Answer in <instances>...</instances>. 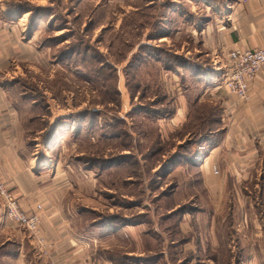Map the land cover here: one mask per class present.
<instances>
[{
    "label": "rangeland",
    "instance_id": "374dc122",
    "mask_svg": "<svg viewBox=\"0 0 264 264\" xmlns=\"http://www.w3.org/2000/svg\"><path fill=\"white\" fill-rule=\"evenodd\" d=\"M73 2L79 3L76 11L61 0L56 15L57 22L70 21L71 43L61 37L52 41L50 30L39 46L42 52L11 73L15 90L38 107L26 115L35 162L51 177L58 176L53 181L62 180L67 222L87 242L82 246L93 252L92 263L236 264L238 242L226 234L231 210L245 246L244 264L251 263L254 251L262 253L260 241L245 238L248 232L261 233L253 208H247L251 196L238 189L235 199L232 192V198L226 194L223 199L219 178L202 181L190 160L170 164L175 154L192 148L187 141H197V132L212 131L216 103L200 99L207 86L193 71L175 80L173 68L167 69L155 54L184 57L176 54L184 47L182 53L197 62L194 48L200 37L188 25L194 26L197 15L203 21L193 9L211 16L209 0ZM176 5L189 11L187 17L178 11L170 15ZM74 41L81 54L61 58ZM215 58L228 67L224 57ZM227 74L221 77L224 86ZM180 97L191 113L178 127L164 119L173 116ZM0 204V247L29 250L26 264H51L48 248L8 222L1 199ZM11 257H0V264H13Z\"/></svg>",
    "mask_w": 264,
    "mask_h": 264
},
{
    "label": "crops",
    "instance_id": "0c3cea01",
    "mask_svg": "<svg viewBox=\"0 0 264 264\" xmlns=\"http://www.w3.org/2000/svg\"><path fill=\"white\" fill-rule=\"evenodd\" d=\"M57 1L59 3L56 4ZM63 1L66 5L71 2L72 10L76 11L79 3H74L75 0ZM83 1L87 0H79L81 3ZM169 1L173 3L186 0ZM60 2L61 0H0L5 22L0 29V169L4 179L20 199L22 208L27 212H38L41 215V229L45 242L39 246L48 248L46 257L50 263L93 264V252L85 248V245L82 246L87 242L78 239L67 222L68 218L64 211L65 191L63 185L59 184L62 180L53 181L52 178L58 176L51 177L49 171L37 165L38 161L35 162L37 153L32 152L29 146L26 131L28 128L26 122L29 121L26 115L31 111L36 112L38 107H33L32 102L26 100L21 91L15 90L12 83L11 72H16L23 63L32 62L38 52H42L39 51V46L46 32L52 30L50 31L54 32L52 38L61 37L62 42L71 43L70 21H67L64 27L57 22L56 15L60 13L58 7ZM178 6H175L174 11L170 10V15L178 11L179 15L187 17L189 11L180 10ZM207 7L212 9L211 16H204L193 9L192 13L202 15L203 21L199 20L197 15L194 26L188 27L191 30L198 29L200 41L197 44L198 48L194 50L200 55L197 62L203 66L201 69L208 70L206 76L198 78L207 86L200 99L218 104L220 116L217 118L218 123L211 126L212 131L206 137L201 136L192 145L191 158L198 164L195 169L202 173V181L205 178L207 181H211L213 177L219 178V191L223 199L226 194L232 198V193L235 199L238 189L242 190L243 194L251 196V203L247 208L250 211L251 207L253 208V213L259 220L261 233L257 235L248 232L245 238L260 241L262 253L259 255L254 251V254L250 255L249 264H264V202L260 201V198L264 197V70L250 85V100H239L223 85L221 77L225 71L228 72L229 65L227 67L225 62L221 63L215 58L218 54L228 62V55L232 50L264 45V0H209ZM70 13L69 19L73 15ZM35 22L38 23L36 27ZM59 44L56 46L59 47ZM186 50L190 52L189 47ZM183 51L184 47L176 54L183 55L189 62L183 65L180 71L172 69L175 80L184 77L186 72L193 71L188 67L191 61L189 54L182 53ZM191 75L194 76L192 73ZM183 96L186 98V95ZM182 101L180 97V105L173 116L164 121L169 120L173 126L179 127L188 120L191 106L188 102ZM54 121H51V127L55 128ZM56 125L60 126L57 123ZM183 167L185 166L178 169ZM216 169L219 173L215 172ZM38 204L43 206L40 210L37 209ZM215 207L216 204L213 203V215L216 212ZM2 217L4 218V209L0 204V220ZM228 217L229 230L226 234L238 242L236 246L237 255L240 257L239 264H244L245 246L241 243V236L234 226L235 214L232 210ZM28 252L29 250L25 252L13 250L11 255L13 264H26L25 260H30ZM40 257L44 256L39 255ZM1 261L6 263V259Z\"/></svg>",
    "mask_w": 264,
    "mask_h": 264
},
{
    "label": "built area",
    "instance_id": "2783aa9c",
    "mask_svg": "<svg viewBox=\"0 0 264 264\" xmlns=\"http://www.w3.org/2000/svg\"><path fill=\"white\" fill-rule=\"evenodd\" d=\"M0 9V29L4 25ZM229 69L225 78L228 91L239 100H250V85L264 70V45L244 50H232L228 55ZM218 172V169L215 170ZM0 199L6 207L7 221L27 230L38 244L45 242L41 229V215L38 212H27L22 208L20 199L15 195L2 175L0 169ZM41 204L37 209H41Z\"/></svg>",
    "mask_w": 264,
    "mask_h": 264
},
{
    "label": "trees",
    "instance_id": "16d2710c",
    "mask_svg": "<svg viewBox=\"0 0 264 264\" xmlns=\"http://www.w3.org/2000/svg\"><path fill=\"white\" fill-rule=\"evenodd\" d=\"M37 24L38 23L35 22L34 27H36ZM64 25H65V22H63V23L61 22L60 26H63L64 27ZM51 39H52V41H56L55 38H51ZM68 46H69V49H66L63 52L61 58H65L68 55L73 56V57H77V55L81 54V49L80 48L77 49L78 48V45H77V42L76 41H74V43H72V44H70ZM80 46H81V44H80ZM85 53H86V51H85ZM167 56H168V58H167ZM155 58L163 61L164 62V66L167 67V69H171V68L177 69L179 67L181 68L183 65H186L189 62V60L187 58H185V57L170 56V55L165 54L163 52H161V53L159 52V53L155 54ZM188 67L193 70L192 74H194V77L197 78V79L199 77L206 76V74L208 72L207 69H203V70L201 69V68H203V66H201V64H198V62H195V61H192V60L190 61V65ZM207 105L210 107L209 104H207ZM213 108H215V110H214L215 111V117H212V122H213L212 124L216 123L217 122V118H219V116H220V109L218 108V104L213 105ZM202 117H205V116L202 115ZM52 129L49 130V132L50 133L52 132L53 133L52 135H54V129L53 130ZM196 135H198L200 137L201 136L206 137L208 135V133H205L204 131H200V132H197ZM196 142L197 141H193L192 142V141L188 140L187 141V145L192 147V144H194ZM185 150H186L185 152H182L183 154L182 153H179L178 155L175 154L171 158V161H170L171 166L175 162H177L178 160H182L183 162L184 161L189 162V160H190V164H191L190 166L192 168H197L198 167V164H196V162L191 158L192 148H188V149H185ZM13 245L15 246V244H13ZM10 249H12V248H10ZM4 251L6 253H3ZM12 253H13V250L12 251L11 250H8V249L5 248V246H1L0 247V257L4 258L5 255L11 256ZM236 262H237V264H239L240 263V260L239 259H236ZM2 263H4V262H2Z\"/></svg>",
    "mask_w": 264,
    "mask_h": 264
}]
</instances>
